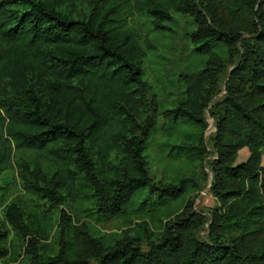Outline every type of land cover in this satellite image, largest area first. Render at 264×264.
<instances>
[{
  "label": "trees",
  "instance_id": "1",
  "mask_svg": "<svg viewBox=\"0 0 264 264\" xmlns=\"http://www.w3.org/2000/svg\"><path fill=\"white\" fill-rule=\"evenodd\" d=\"M175 13L192 18V44L206 55L200 70L181 74L184 98L165 112L172 132L184 126L172 148L190 164L215 155L208 190L218 207L206 239L205 215L189 202L199 183L155 185L145 153L159 110L131 20L148 15L168 30ZM245 147L249 157L236 163ZM263 147L264 0L0 1V260L14 234L25 264H264ZM12 167L32 206L9 201ZM38 199L70 208L88 200L97 224L127 227L101 232L64 208L48 230ZM156 214L157 230L145 220L132 226Z\"/></svg>",
  "mask_w": 264,
  "mask_h": 264
},
{
  "label": "rangeland",
  "instance_id": "2",
  "mask_svg": "<svg viewBox=\"0 0 264 264\" xmlns=\"http://www.w3.org/2000/svg\"><path fill=\"white\" fill-rule=\"evenodd\" d=\"M1 1V0H0ZM132 25L140 26L143 34L141 43L144 46L147 55L144 64V77L152 84L151 96L156 101L158 106L159 115L158 123L150 138V143L146 149L148 158V165L151 177L155 185L161 182L173 181L176 178L187 176L191 177L199 183V188L189 195V202L193 204V209L201 211L205 215V223L200 229L199 236L206 239L209 232V225L211 223V216L213 211L218 207L216 199L210 194L209 187L212 179V171L210 161L214 158V154H210L207 159L196 164H190L187 159L179 153L177 148H172V145L179 143V139L184 134V126L171 131V121L165 117V112L177 105V103L184 98L185 87L181 78V74L194 73L200 70L205 61L206 55L200 54L195 51L191 41V33L195 29V24L190 16H185L179 13L174 14L172 21L166 22L170 27L168 30H155L151 22V17L148 15H137L131 20ZM148 37L150 43L155 46L154 49H149L145 43V38ZM215 49L222 54H225V47L216 45ZM225 78V77H224ZM209 126L206 130L207 143L212 147L211 138L215 132V119L212 115H207ZM262 165H264V147L261 149ZM250 155V150L245 147L241 149L236 158V163L245 161ZM9 173V186L10 198L9 201L18 200L25 205L32 206L34 202L31 196L25 192L17 176L16 169L10 168ZM207 190V194L202 192ZM144 193H137L135 203L137 204L142 200ZM156 196L152 197L154 200ZM38 209L40 214L44 216L45 224H48V230L51 228L49 224L58 216L61 209L66 208L72 215L73 220L82 223L86 220L94 223L96 228L101 232L112 233L121 232L127 226L126 221L123 219L111 220L108 222H99L97 224L94 217L89 216L90 208L93 203L88 200L82 201L76 205L71 204V208L67 204L59 206L51 203L48 200L38 199ZM156 216V217H155ZM153 219H135L137 222H149L153 230H157L160 225L159 214H156ZM133 219V216H131ZM163 217V216H162ZM50 220V222L48 221ZM153 220V221H152ZM58 227L51 230L50 237L47 241L51 245H56L55 240L58 239ZM140 231V229H139ZM9 239L12 241L10 246V253L7 258L0 260V264H25L28 257L25 255L24 250H21L23 241L17 243V236L10 234ZM26 237L25 240H27ZM51 241V243H50ZM18 244L15 251L12 243ZM53 243V244H52ZM46 244V243H45ZM143 248L147 249L146 241L142 243ZM25 245V243H24ZM43 245L41 246V248ZM95 264V263H94Z\"/></svg>",
  "mask_w": 264,
  "mask_h": 264
},
{
  "label": "built area",
  "instance_id": "3",
  "mask_svg": "<svg viewBox=\"0 0 264 264\" xmlns=\"http://www.w3.org/2000/svg\"><path fill=\"white\" fill-rule=\"evenodd\" d=\"M202 193H203L204 195H206V194H207V190L203 191Z\"/></svg>",
  "mask_w": 264,
  "mask_h": 264
}]
</instances>
